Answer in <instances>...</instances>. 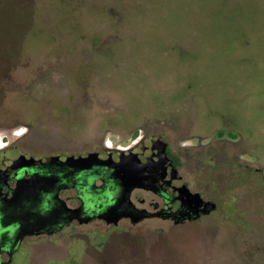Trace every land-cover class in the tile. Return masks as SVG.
<instances>
[{
	"label": "rangeland",
	"instance_id": "1",
	"mask_svg": "<svg viewBox=\"0 0 264 264\" xmlns=\"http://www.w3.org/2000/svg\"><path fill=\"white\" fill-rule=\"evenodd\" d=\"M159 136L212 215L93 222L12 264H264V0H0V147L80 156Z\"/></svg>",
	"mask_w": 264,
	"mask_h": 264
},
{
	"label": "flooded vegetation",
	"instance_id": "2",
	"mask_svg": "<svg viewBox=\"0 0 264 264\" xmlns=\"http://www.w3.org/2000/svg\"><path fill=\"white\" fill-rule=\"evenodd\" d=\"M161 141L167 143L164 156H162L163 154L159 149L162 144ZM97 153L99 158L103 160L108 157L119 160L120 156L135 159L139 156L145 164H151L144 174L146 176H143V179L136 183L126 201L123 202L122 211L125 216L118 222L111 223L106 218L99 216L89 222H81L80 219L75 218L62 230L53 233L42 231L26 235L16 248H13L11 234L16 228V222H14V217H11V205L15 197V191L19 180L31 178L36 170L32 159L41 157H35L24 152L18 146L11 145V143L0 147V264L14 263L17 252L30 239L56 236L68 229H76L93 222L105 226L108 231L110 228L120 226L123 221H126L132 227L140 225L148 227L151 226V223H149L151 221L181 225L212 215L218 209V202L206 197L205 193L195 186L192 179L182 171L185 166L183 154L176 155L173 153L170 143L161 136L156 139L153 138L151 143L148 144L144 140H138L136 145L128 150L109 149ZM56 157L67 160L69 156L56 155ZM94 167L97 169V174L92 179L94 180L93 188L96 192H92L89 185L81 184L60 190L59 195L69 210L74 211L84 206L88 211L99 213L106 204L113 203L122 191L121 184L111 176L114 170L112 167L103 164H97ZM80 174L84 175L86 171L83 170ZM205 201L215 202L217 204L216 209L205 212L210 205L209 203L205 204Z\"/></svg>",
	"mask_w": 264,
	"mask_h": 264
},
{
	"label": "water",
	"instance_id": "3",
	"mask_svg": "<svg viewBox=\"0 0 264 264\" xmlns=\"http://www.w3.org/2000/svg\"><path fill=\"white\" fill-rule=\"evenodd\" d=\"M161 143L159 149L164 156L167 143L163 141ZM116 159L113 157L100 159L97 152L84 156H69L67 160L53 155L39 159L33 158L36 170L31 178L19 180L11 205V217H14L16 222V228L11 234L12 247L16 248L26 235L62 230L75 218L80 219L81 222H89L99 216L106 218L109 223L118 222L125 216L122 211L123 202L126 201L136 183L146 176L144 174L151 164H145L139 156L135 159L124 156H120L119 160ZM97 164L114 169L111 176L121 184L122 191L113 203L106 204L99 213L88 211L84 206L74 211L69 210L59 195L60 190L81 184L89 185L90 190L96 192L92 178L97 174V169L94 167ZM83 170L86 174L81 175ZM208 203L209 209L204 210L205 212L216 209L215 202L205 201V204Z\"/></svg>",
	"mask_w": 264,
	"mask_h": 264
}]
</instances>
